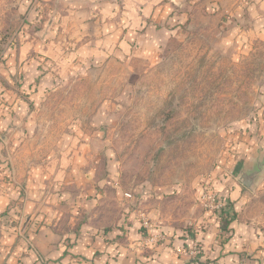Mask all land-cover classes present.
<instances>
[{
    "label": "rangeland",
    "instance_id": "374dc122",
    "mask_svg": "<svg viewBox=\"0 0 264 264\" xmlns=\"http://www.w3.org/2000/svg\"><path fill=\"white\" fill-rule=\"evenodd\" d=\"M153 1L0 0V187L14 191L1 231H39L43 208L24 214V199L58 192L64 220L79 215L80 200L113 217L120 190L130 208L134 195L167 208L187 201L183 219L207 211L209 190L232 210L222 190L240 182V165L264 160V26L249 9L257 1ZM74 12L111 42L65 62L81 45L66 37ZM77 167L92 176L78 189ZM240 184L238 215L264 221V169L254 189Z\"/></svg>",
    "mask_w": 264,
    "mask_h": 264
},
{
    "label": "crops",
    "instance_id": "0c3cea01",
    "mask_svg": "<svg viewBox=\"0 0 264 264\" xmlns=\"http://www.w3.org/2000/svg\"><path fill=\"white\" fill-rule=\"evenodd\" d=\"M256 1L257 4L249 9L264 26V0ZM153 3L150 0L148 5L153 6ZM74 13L68 17L74 25L70 29L71 34L66 32L69 34L66 37L73 38V42L79 41L81 45L77 55L64 56L65 62L69 56L75 58L83 55L86 58L87 55H93L95 47L101 48L111 42V39L106 38L104 41L93 37V34L101 35L103 27L96 31L97 27L89 25L85 14L79 16ZM69 20L66 24L63 23L67 28ZM63 43L60 42V46ZM63 45L62 49L65 48ZM25 49H28V45ZM92 57L89 56L90 59ZM1 106L0 91V112H3ZM11 109L16 110V106ZM6 119L10 124L11 115ZM3 126L4 120L0 119V128ZM8 135L3 136L6 142ZM20 170L19 174L23 176L24 167H20ZM82 173L77 167L73 168L70 175V182L77 189L82 188L80 182L83 175L89 183L92 180L90 173ZM90 190H94L93 185ZM10 192L14 191L0 187V212L7 209ZM119 192L120 200L117 201L118 205L115 204L117 207H114L118 209L113 212V217L99 215L103 212L101 205L93 208V202L85 203L80 200L74 209L79 215L72 216L73 220H64L61 212L62 197H59L61 193L56 194V199L53 197L49 200L32 199V195H29L24 199V214L32 212L36 207L43 208V214L38 217L41 218V227L39 231L29 232L23 237L1 231L0 227V264H36L37 261L44 264H264V221L248 215L247 210L237 217L232 216L230 228L224 229L216 212L205 211L201 215L198 211L197 217L191 220L179 217L180 210L189 203L187 201H181L180 207L176 205L167 208L160 197L152 200L149 197L151 195H134L130 208L124 201L125 191ZM222 194H227L232 199V211L240 209L246 198L240 182L231 183L222 190ZM52 209L56 214H53ZM141 213L146 215L153 226L154 240L146 239L148 231L143 227L139 215ZM1 221L0 218V224ZM63 224H70L68 230L62 227ZM75 224H78L76 233L72 232ZM68 240L72 243L70 246L66 245ZM195 241L199 244L196 256L178 252L179 248L188 249Z\"/></svg>",
    "mask_w": 264,
    "mask_h": 264
},
{
    "label": "built area",
    "instance_id": "2783aa9c",
    "mask_svg": "<svg viewBox=\"0 0 264 264\" xmlns=\"http://www.w3.org/2000/svg\"><path fill=\"white\" fill-rule=\"evenodd\" d=\"M126 196L132 197L131 194L126 193ZM203 205L208 212H221L227 205L224 200H221L218 197L217 193L213 191H205L202 194ZM143 227L148 231V236L146 237L147 241L154 240L155 236L152 234V224L150 223L149 219L146 217L144 213L140 214ZM199 250L198 241H195L188 249L179 248V253H187L190 256H196Z\"/></svg>",
    "mask_w": 264,
    "mask_h": 264
},
{
    "label": "water",
    "instance_id": "95a60500",
    "mask_svg": "<svg viewBox=\"0 0 264 264\" xmlns=\"http://www.w3.org/2000/svg\"><path fill=\"white\" fill-rule=\"evenodd\" d=\"M263 169H264V160L256 159L255 161L252 162L251 165L247 163L242 164L238 168L237 179L246 187L254 189Z\"/></svg>",
    "mask_w": 264,
    "mask_h": 264
},
{
    "label": "trees",
    "instance_id": "16d2710c",
    "mask_svg": "<svg viewBox=\"0 0 264 264\" xmlns=\"http://www.w3.org/2000/svg\"><path fill=\"white\" fill-rule=\"evenodd\" d=\"M229 201V200H228ZM230 205H232V203L230 202ZM218 214V217L220 219V224L224 229H229L230 228V224L233 220V217H237L238 216V211L237 210H230L228 209L227 205L226 207ZM125 230V229H124Z\"/></svg>",
    "mask_w": 264,
    "mask_h": 264
}]
</instances>
